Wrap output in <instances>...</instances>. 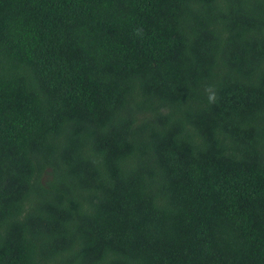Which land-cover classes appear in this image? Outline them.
I'll use <instances>...</instances> for the list:
<instances>
[{"label": "trees", "instance_id": "16d2710c", "mask_svg": "<svg viewBox=\"0 0 264 264\" xmlns=\"http://www.w3.org/2000/svg\"><path fill=\"white\" fill-rule=\"evenodd\" d=\"M0 264H264V0H0Z\"/></svg>", "mask_w": 264, "mask_h": 264}]
</instances>
